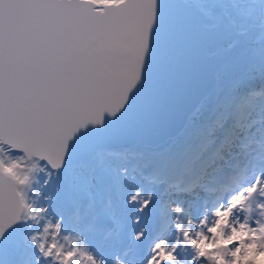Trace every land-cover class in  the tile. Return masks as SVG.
<instances>
[{
  "label": "snow or ice",
  "instance_id": "6c2138e0",
  "mask_svg": "<svg viewBox=\"0 0 264 264\" xmlns=\"http://www.w3.org/2000/svg\"><path fill=\"white\" fill-rule=\"evenodd\" d=\"M0 264H264V0H0Z\"/></svg>",
  "mask_w": 264,
  "mask_h": 264
}]
</instances>
